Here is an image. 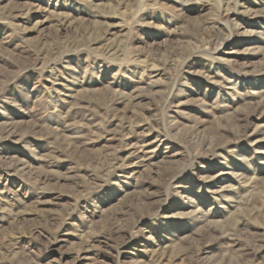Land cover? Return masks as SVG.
Instances as JSON below:
<instances>
[{
    "label": "rangeland",
    "instance_id": "1",
    "mask_svg": "<svg viewBox=\"0 0 264 264\" xmlns=\"http://www.w3.org/2000/svg\"><path fill=\"white\" fill-rule=\"evenodd\" d=\"M0 264H264V0H0Z\"/></svg>",
    "mask_w": 264,
    "mask_h": 264
},
{
    "label": "bare ground",
    "instance_id": "2",
    "mask_svg": "<svg viewBox=\"0 0 264 264\" xmlns=\"http://www.w3.org/2000/svg\"><path fill=\"white\" fill-rule=\"evenodd\" d=\"M64 17V16H63ZM65 18V19H64ZM63 18V21L67 20V17H64ZM57 19H58V16H57ZM63 23V22H62ZM70 25V24H69ZM90 32V31H89ZM92 33V32H91ZM96 36V35H95ZM80 43V42H79ZM101 46V45H100ZM120 101V100H119ZM125 128V127H124ZM93 132V131H92ZM126 139V138H125ZM144 157V156H143ZM64 226V225H63Z\"/></svg>",
    "mask_w": 264,
    "mask_h": 264
}]
</instances>
